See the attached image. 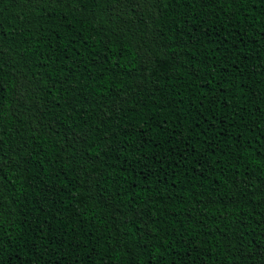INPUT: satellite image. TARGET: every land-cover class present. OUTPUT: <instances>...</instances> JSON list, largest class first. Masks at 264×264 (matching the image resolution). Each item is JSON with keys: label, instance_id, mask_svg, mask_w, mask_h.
<instances>
[{"label": "trees", "instance_id": "trees-1", "mask_svg": "<svg viewBox=\"0 0 264 264\" xmlns=\"http://www.w3.org/2000/svg\"><path fill=\"white\" fill-rule=\"evenodd\" d=\"M0 264H264V0H0Z\"/></svg>", "mask_w": 264, "mask_h": 264}]
</instances>
